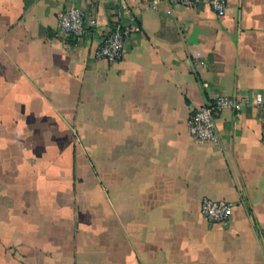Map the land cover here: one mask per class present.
Wrapping results in <instances>:
<instances>
[{
	"label": "crops",
	"instance_id": "obj_1",
	"mask_svg": "<svg viewBox=\"0 0 264 264\" xmlns=\"http://www.w3.org/2000/svg\"><path fill=\"white\" fill-rule=\"evenodd\" d=\"M75 5L95 23L54 36ZM136 21L120 60L95 57ZM264 97V0L219 16L149 0H0V264H264V98L188 131L220 95ZM203 196L235 203L207 220Z\"/></svg>",
	"mask_w": 264,
	"mask_h": 264
},
{
	"label": "built area",
	"instance_id": "obj_2",
	"mask_svg": "<svg viewBox=\"0 0 264 264\" xmlns=\"http://www.w3.org/2000/svg\"><path fill=\"white\" fill-rule=\"evenodd\" d=\"M159 1L167 4H181L195 7L199 2L205 1L217 15L221 16L226 12L228 0H149ZM95 23V19H88L85 11L78 6L68 5L60 9L57 13V27L54 36L66 39L68 37L79 38L83 36L89 25ZM140 24L132 21L126 24H114L109 32L102 36L94 55L98 59H104L110 63L121 59L125 41L127 37L138 30ZM263 94L258 93L254 97L220 95L208 103L196 106L189 113L188 131L198 142H215L217 140V130L215 125V115L223 108L234 110L241 109L244 104L255 103L261 108ZM260 141L264 144V124L260 130ZM235 203L224 198H213L203 196L199 203L201 214L210 221L227 224L232 215Z\"/></svg>",
	"mask_w": 264,
	"mask_h": 264
}]
</instances>
